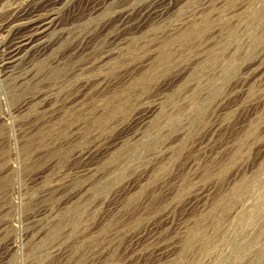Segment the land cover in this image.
<instances>
[{
	"label": "rangeland",
	"instance_id": "374dc122",
	"mask_svg": "<svg viewBox=\"0 0 264 264\" xmlns=\"http://www.w3.org/2000/svg\"><path fill=\"white\" fill-rule=\"evenodd\" d=\"M33 1L0 0L3 44L47 22L0 78V264H264V0Z\"/></svg>",
	"mask_w": 264,
	"mask_h": 264
},
{
	"label": "bare ground",
	"instance_id": "6f19581e",
	"mask_svg": "<svg viewBox=\"0 0 264 264\" xmlns=\"http://www.w3.org/2000/svg\"><path fill=\"white\" fill-rule=\"evenodd\" d=\"M19 1V0H18ZM30 1V0H29ZM35 1V0H34ZM33 1V2H34ZM52 1V0H51ZM50 1V2H51ZM58 1V0H57ZM65 1V0H64ZM80 1V0H79ZM88 1V0H87ZM91 1H93V0H91ZM98 1V0H97ZM103 1V0H102ZM106 1V0H105ZM105 1H103V2H101V3H103L104 4V2ZM113 1V0H112ZM125 1V0H124ZM169 1V0H168ZM171 1V0H170ZM173 1V0H172ZM171 1V2H172ZM177 1V0H176ZM207 1V0H206ZM1 2H2V0H1ZM71 2V1H70ZM83 2H84V0H83ZM83 2H81V3H83ZM109 2V1H108ZM116 2V1H115ZM121 2V1H120ZM164 2V1H163ZM22 3H24V2H22ZM77 3V2H76ZM80 3V2H79ZM94 3V1L92 2V4ZM143 3V2H142ZM165 3V2H164ZM167 3V2H166ZM51 4H54L53 2L51 3ZM78 4V3H77ZM97 4H99V2L97 3ZM106 4V3H105ZM104 4V5H105ZM121 4V3H120ZM145 4V3H144ZM151 4H152V2H151ZM161 4H163V3H161ZM1 5V4H0ZM9 5V4H8ZM65 5V4H64ZM75 5V4H74ZM85 5V4H84ZM88 5V4H87ZM107 5V4H106ZM170 5H172V4H170ZM11 6V5H10ZM26 6H27V3H26ZM36 6V5H35ZM52 6H54V5H52ZM51 6V7H52ZM57 6H59V5H57ZM78 6H79V4H78ZM78 6H77V8H78ZM102 6V5H101ZM117 6V5H116ZM155 6H157V5H155ZM168 6V4H166V7ZM3 7V6H2ZM28 7V6H27ZM26 7V8H27ZM34 7V6H33ZM40 7H41V5H40ZM67 7H68V4H67ZM85 7V6H84ZM89 7V6H88ZM99 7V6H98ZM122 7H123V5H122ZM142 7V6H141ZM171 7V6H170ZM12 8V7H11ZM25 8V7H24ZM37 8V7H36ZM50 8V7H49ZM55 8V7H54ZM53 8V9H54ZM65 8V7H64ZM73 9L75 8V7H72ZM83 8V7H82ZM95 8V7H94ZM102 8V7H101ZM146 8V7H145ZM150 8H153V7H150ZM164 8V7H163ZM47 9V8H46ZM52 9V10H53ZM69 9H70V7H69ZM76 9V8H75ZM84 9V8H83ZM82 9V10H83ZM126 10L125 11H128L127 10V8H125ZM138 9H141V8H138ZM137 9V10H138ZM144 9V8H143ZM148 9V8H147ZM156 9V8H155ZM18 10V9H17ZM16 10V11H17ZM20 10H22V8L20 9ZM37 10V9H36ZM36 10L35 9H32V10H29V11H27V12H21V14L19 15V19L18 20H31L30 21V23H28V26L26 27V31L25 30H23V31H25V33L24 32H20V33H18L17 31H16V33H14L13 32V34H10V33H8L7 35H4V36H6L5 38L7 39L6 41L7 42H4V44L2 43L4 40H0V46H1V44H3V47L1 48L2 50L0 51V78H1V76H3V74L2 73H4V74H6L7 73V70L9 69V67H10V64H12L13 63V61L14 60H16V58L18 57V55H20L21 54V52L23 51V50H25L26 48H28L33 42L35 43V41H37V40H39L41 37H42V35H43V33H44V31L47 29V22H46V20H39V19H34V18H32L33 17V14L34 13H36ZM51 10V11H52ZM72 10V9H71ZM78 10V9H77ZM89 10H91L90 9V7H89ZM115 10V9H114ZM121 10V9H120ZM119 10V11H120ZM131 10V8L129 9V11ZM165 10V9H164ZM61 11V10H60ZM67 11H68V9H67ZM73 11V10H72ZM93 11V10H92ZM116 11V10H115ZM114 11V12H115ZM124 10H121V14H122V12H123ZM136 11V10H135ZM140 11V10H139ZM153 11V10H152ZM159 11H161V10H159ZM1 12V11H0ZM20 12H15V13H20ZM44 12V11H43ZM165 12V11H164ZM170 12V11H169ZM14 13V14H15ZM46 13H48V12H46ZM77 13H79L80 14V12H77ZM113 13V12H112ZM117 13H118V11H117ZM126 13H128V12H126ZM134 13V12H133ZM136 14H137V12H135ZM142 13V12H141ZM146 13V12H145ZM153 13H154V11H153ZM167 13V12H166ZM60 15H61V13H59ZM73 14V13H72ZM78 14V15H79ZM83 14V13H82ZM119 14V13H118ZM150 14V13H149ZM148 14V15H149ZM165 14V13H164ZM64 15V14H63ZM74 15H76L75 13H74ZM112 15H114V13L112 14ZM116 15V14H115ZM128 15V14H127ZM134 15V14H133ZM142 15V14H141ZM160 15V14H159ZM167 15V14H166ZM17 16V15H16ZM62 16V15H61ZM66 16V15H65ZM136 16V15H135ZM11 17V16H10ZM35 17H37V16H35ZM76 17H77V15H76ZM75 17V19L76 20H78L77 18ZM79 17V16H78ZM113 17V16H112ZM115 17H119V15H116ZM123 17V16H122ZM125 17V16H124ZM127 17V16H126ZM143 17V16H142ZM145 17V16H144ZM149 17V16H148ZM60 18V17H59ZM70 18L71 19H73V17H71L70 16ZM132 18V17H131ZM151 18V17H150ZM62 19H63V21H64V16L62 17ZM81 19V18H80ZM79 19V20H80ZM118 20H119V18H117ZM117 19H115V20H117ZM122 20L124 19V18H121ZM120 19V20H121ZM140 19H142L141 17H140ZM154 19V18H153ZM27 20V21H28ZM75 20V21H76ZM114 20V21H115ZM127 20H128V18H127ZM126 20V21H127ZM130 20V19H129ZM129 20H128V22H129ZM11 22H12V20H10ZM55 21V20H54ZM62 21V20H61ZM73 21V20H72ZM71 21V22H72ZM110 21V20H109ZM112 21H113V19H112ZM111 21V22H112ZM140 21H142V20H140ZM152 21H154V20H152ZM5 22H6V20H5ZM56 22V21H55ZM66 22V21H65ZM74 22V21H73ZM116 22H118V21H116ZM132 22V21H131ZM143 22H144V18H143ZM151 22V21H150ZM2 23V22H1ZM12 23H14V22H12ZM16 23V22H15ZM67 23V22H66ZM141 23V22H140ZM149 23V22H148ZM152 23V22H151ZM3 24H4V22H3ZM53 24V23H52ZM141 24H143V23H141ZM2 25V24H1ZM66 25V24H65ZM104 25V24H103ZM113 25H114V23H113ZM124 25V24H123ZM5 26V25H4ZM7 26V25H6ZM131 26V25H130ZM104 27V26H103ZM111 27V26H110ZM118 27V26H117ZM146 27V26H145ZM21 28H23V27H21ZM102 28V27H101ZM105 28V27H104ZM103 28V29H104ZM109 28V27H108ZM112 28H114V27H112ZM131 28H135L134 27V25L131 27ZM5 29V28H4ZM7 29V28H6ZM96 29V28H95ZM107 29V28H106ZM119 29V28H118ZM123 29V28H122ZM124 29H125V27H124ZM123 29V30H124ZM101 30V29H100ZM127 30V29H126ZM104 31H105V29H104ZM117 31V30H116ZM115 31V32H116ZM122 31V30H121ZM128 31H130L129 29H128ZM131 31H133V30H131ZM130 31V32H131ZM137 31V30H136ZM96 32V31H95ZM106 32V31H105ZM130 32H129V34H130ZM47 33V32H46ZM52 33V32H51ZM109 33V32H108ZM111 33V32H110ZM124 33H126V32H124ZM3 34V33H2ZM45 34V33H44ZM88 34V33H87ZM97 34V33H96ZM102 34H104V33H102ZM100 35H101V33H100ZM107 35V34H106ZM109 35V34H108ZM118 35V34H117ZM127 35V34H126ZM132 36H133V33L131 34ZM130 35V36H131ZM135 35V34H134ZM46 36V35H45ZM54 36H56V35H54ZM93 35H91V37H92ZM120 36H122V35H120ZM124 37H125V35H123ZM122 36V37H123ZM129 36V35H128ZM127 36V37H128ZM129 36V37H130ZM50 37H52V36H50ZM50 37H47V38H50ZM97 37L99 38V36L97 35ZM102 37H103V35H102ZM123 37V38H124ZM59 38V37H58ZM94 38V37H93ZM95 38H96V36H95ZM95 38H94V40H95ZM109 38V37H108ZM116 38H118V37H116ZM115 38V39H116ZM63 39V38H62ZM114 38H112V40H113ZM75 40V39H74ZM106 40V39H105ZM108 40V39H107ZM106 40V41H107ZM119 40H120V38H119ZM40 41V40H39ZM49 41H50V39H49ZM55 41H57V40H55ZM55 41H53V43L55 42ZM72 41V40H71ZM87 41V40H86ZM115 41V40H114ZM113 41V42H114ZM125 41V40H124ZM74 42V41H73ZM75 42H76V40H75ZM91 42H92V40H91ZM108 42V41H107ZM111 42V41H110ZM37 43V42H36ZM41 43V42H40ZM44 43V42H43ZM42 43V44H43ZM53 43H51V44H53ZM78 43V42H77ZM90 43V42H89ZM112 43V42H111ZM118 43V42H117ZM124 43V42H123ZM56 44V43H55ZM55 44H54V46H55ZM57 44H58V42H57ZM72 44V43H71ZM108 45H109V43H107ZM46 45V44H45ZM93 45V44H92ZM106 45V44H105ZM104 45V46H105ZM114 45V44H113ZM117 45H119V44H117ZM121 45V44H120ZM119 45V46H120ZM182 45V44H181ZM39 46H41V45H39ZM50 46V45H49ZM91 46V45H90ZM48 47V46H47ZM53 47V46H52ZM69 47V46H68ZM108 47V46H107ZM49 48V47H48ZM48 48H46L47 50H48ZM114 48V47H113ZM112 48V49H113ZM117 48V47H116ZM178 48V47H177ZM51 49V48H50ZM82 49V48H81ZM38 50V49H37ZM68 50V49H67ZM83 50V49H82ZM118 51H119V49H117ZM33 51V50H32ZM31 51V52H32ZM45 51V50H44ZM51 51V50H50ZM72 51V50H71ZM110 51V50H109ZM117 51V52H118ZM30 52V51H29ZM111 52V51H110ZM113 52V51H112ZM23 53V52H22ZM66 54H68V53H66ZM71 54V53H70ZM74 54V53H73ZM24 55H25V53H24ZM76 55V54H75ZM111 55H113V54H111ZM35 56V55H34ZM56 56V55H55ZM77 56V55H76ZM75 56V57H76ZM99 56V55H98ZM104 56V55H103ZM26 57V56H25ZM66 57V56H65ZM74 57V58H75ZM94 57V56H93ZM92 57V58H93ZM106 57V56H105ZM69 58V57H68ZM99 58V57H98ZM101 59L102 58H104V57H100ZM108 58V57H107ZM20 59V58H19ZM95 59V58H94ZM101 59H98V61H100ZM111 59V58H110ZM104 60V59H103ZM57 61V60H56ZM96 61H97V59H96ZM109 61V60H108ZM19 62V61H18ZM90 62H92V64L94 63V61H90ZM54 63V62H53ZM104 63V62H103ZM111 63V62H110ZM87 64V63H86ZM97 64V63H96ZM107 65V64H106ZM96 66V65H95ZM101 66V65H100ZM103 66V65H102ZM101 66V67H102ZM105 68V67H104ZM14 69V68H13ZM12 69V70H13ZM84 69V68H83ZM11 70V71H12ZM102 70V69H101ZM110 70V69H109ZM178 70V69H177ZM10 71V70H9ZM10 71V72H11ZM91 71V70H90ZM117 71V70H116ZM120 71V70H119ZM118 71V72H119ZM121 71H123V70H121ZM124 73V72H123ZM158 73V72H157ZM102 75H103V73H102ZM121 75V74H120ZM193 75V74H192ZM101 76V75H100ZM119 77V76H118ZM122 77V76H121ZM97 79V78H96ZM91 81V80H90ZM94 81V80H93ZM110 82V81H109ZM108 82V83H109ZM83 83V82H82ZM85 83V82H84ZM80 84H81V82H80ZM86 84H88V82L86 83ZM82 85V84H81ZM80 86V85H79ZM79 86H78V88H79ZM83 86V85H82ZM87 86V85H86ZM90 86V85H89ZM84 87H85V85H84ZM77 88V87H76ZM86 88V87H85ZM82 89H83V87H82ZM82 89L80 90V92L82 91ZM88 89V88H87ZM89 90V89H88ZM98 90V89H97ZM78 91V90H77ZM85 91V90H84ZM84 91H83V93H84ZM87 91V90H86ZM102 91V90H101ZM82 93V92H81ZM79 95H81V94H79ZM49 100V99H48ZM51 103V102H50ZM52 103H53V101H52ZM47 104H49V103H46V105ZM53 105V104H52ZM102 105V104H101ZM43 106H45V104L43 105ZM48 106V105H47ZM41 108V107H40Z\"/></svg>",
	"mask_w": 264,
	"mask_h": 264
}]
</instances>
